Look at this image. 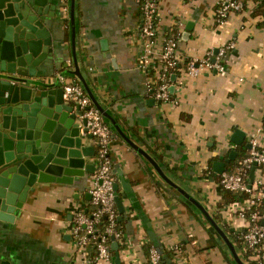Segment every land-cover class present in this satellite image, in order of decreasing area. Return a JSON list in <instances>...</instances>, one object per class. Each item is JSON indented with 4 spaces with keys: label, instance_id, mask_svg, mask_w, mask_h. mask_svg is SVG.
Here are the masks:
<instances>
[{
    "label": "crops",
    "instance_id": "crops-1",
    "mask_svg": "<svg viewBox=\"0 0 264 264\" xmlns=\"http://www.w3.org/2000/svg\"><path fill=\"white\" fill-rule=\"evenodd\" d=\"M216 2L160 0L152 74L161 69L165 39L178 29L180 68L171 76L176 103L157 100L138 65L142 49L138 0H76L75 43L69 0L48 2L55 4L49 8L53 15L46 14L53 50L37 67L36 78L62 84V73L66 81H78L118 125L105 116L112 127L114 173L126 207L120 219L126 243L118 242L123 264H151V242L163 253L164 264H239L215 226L182 192L202 202L228 234L227 220L243 226L241 218L233 222L228 218L234 201L221 194L214 161L224 160L232 149L237 157L247 151L250 134L263 123L264 14L256 11L257 0H247L245 9L218 22ZM231 39L235 46L227 51L225 70L204 68L195 77L184 71L188 59L209 49L216 53ZM237 128L245 132L240 143L232 140ZM84 142L95 149L86 156L87 162L95 163L93 171L74 176L73 182L38 183L14 221L0 220V257L10 264H87L93 247H75L71 235L74 214L91 208L90 188L98 167L97 137ZM138 148L153 157L169 180ZM179 243L180 252L173 249ZM113 254L116 264L114 249Z\"/></svg>",
    "mask_w": 264,
    "mask_h": 264
},
{
    "label": "water",
    "instance_id": "water-1",
    "mask_svg": "<svg viewBox=\"0 0 264 264\" xmlns=\"http://www.w3.org/2000/svg\"><path fill=\"white\" fill-rule=\"evenodd\" d=\"M48 2L0 0V220L3 221H14L17 209L23 206L29 190L38 183L73 182L74 176L84 175L96 167L94 162L86 160V156L93 155L95 149L84 142L85 138L93 136L88 131L84 109L64 97L62 84L36 78L37 67L53 50L46 14L53 15L49 8H54L55 4L48 5ZM75 6L76 0H69L73 43L76 40ZM76 72L79 73L78 70ZM173 88L174 85L171 90ZM102 112L117 125L108 112ZM244 137L245 132L237 128L232 140L240 143ZM125 138L137 146L127 136ZM138 149L162 173L153 157ZM236 157L237 150L232 149L224 160L214 161L217 172L224 171L226 163ZM255 168L256 164L251 167L249 185L254 180ZM162 175L169 180L165 174ZM114 190L118 218L121 219L126 207L117 182ZM182 192L215 226L236 262L249 264L204 204L185 190ZM112 248L116 264H123L118 242L112 243ZM0 264H10V261L0 257Z\"/></svg>",
    "mask_w": 264,
    "mask_h": 264
},
{
    "label": "built area",
    "instance_id": "built-area-1",
    "mask_svg": "<svg viewBox=\"0 0 264 264\" xmlns=\"http://www.w3.org/2000/svg\"><path fill=\"white\" fill-rule=\"evenodd\" d=\"M142 13L140 33L142 49L137 61L138 65L147 74L148 86L154 89L155 97L161 102L176 103L171 86L172 74L180 68L181 57L177 51L181 32L169 35L162 46L160 56L162 65L158 74H152L153 61L156 53L158 22L160 19V0H138ZM247 6V0H217L215 19L223 22L233 11H242ZM67 9V6H64ZM235 46L231 39L219 46L216 53L209 49L205 55L187 60L184 71L197 76L202 69L225 70L227 51ZM60 74L64 97L80 104L87 117L88 131L98 140V167L95 170V182L90 188L91 208H80L73 216L71 235L75 247L91 246L93 253L87 257V264H114L112 242L126 243L125 231L119 225V210L115 200L114 160L111 155L112 128L106 121L102 110L93 103L91 96L78 81H66ZM248 153L240 162L230 169L219 174L218 184L232 191L246 192L243 200H237L228 206V218L234 221L239 217L243 226H234L228 220L229 234L236 245L244 251L248 261L264 264V120L263 123L249 136ZM256 164L254 180L249 185L248 177L251 167ZM105 218L103 228L98 224ZM192 243L197 240L193 233H189ZM182 243L173 245L176 251H182ZM149 261L151 264H164L160 249L153 243L149 246Z\"/></svg>",
    "mask_w": 264,
    "mask_h": 264
},
{
    "label": "trees",
    "instance_id": "trees-1",
    "mask_svg": "<svg viewBox=\"0 0 264 264\" xmlns=\"http://www.w3.org/2000/svg\"><path fill=\"white\" fill-rule=\"evenodd\" d=\"M258 4L256 6V11L259 13L264 14V0H257ZM170 35V34H169ZM249 149V148H248ZM248 149L247 151L243 152V153H239V156L233 160H231L230 162H228V166L226 167V169H230L232 166H235L236 164H238L240 162V160L242 159L243 156H245L248 153ZM97 153H98V149H97ZM215 178L219 179V174L215 173ZM220 192L223 195V197L229 202V201H237V200H243L246 196L247 193L246 192H240V191H232L229 189H226L222 186H220ZM105 218H103V220L98 224L99 228H103L105 225ZM119 225L123 228L124 230V224H123V220L119 219ZM152 243V242H151ZM148 245V247L150 246V244ZM238 246V245H237ZM163 254V253H162ZM246 255V254H245ZM250 264H258L256 261H251Z\"/></svg>",
    "mask_w": 264,
    "mask_h": 264
}]
</instances>
